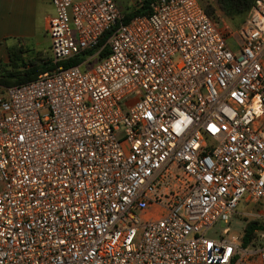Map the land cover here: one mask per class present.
<instances>
[{
	"label": "built area",
	"instance_id": "1",
	"mask_svg": "<svg viewBox=\"0 0 264 264\" xmlns=\"http://www.w3.org/2000/svg\"><path fill=\"white\" fill-rule=\"evenodd\" d=\"M50 3L53 63L110 34L0 85V264H264L228 227L264 226V0L236 39L200 0Z\"/></svg>",
	"mask_w": 264,
	"mask_h": 264
},
{
	"label": "trees",
	"instance_id": "2",
	"mask_svg": "<svg viewBox=\"0 0 264 264\" xmlns=\"http://www.w3.org/2000/svg\"><path fill=\"white\" fill-rule=\"evenodd\" d=\"M155 0H144L143 4L139 7H136L133 11L129 12L123 16L122 21L128 22L135 16L140 15H149L152 11V4ZM219 6V9L229 20L244 19L248 16L254 0H216ZM204 10L208 16L213 17V8L209 5L204 6ZM109 32L104 34L98 45V50L101 48L106 39L109 36ZM21 44H14L8 47V58H9V70H2L0 73V85L3 87H10L19 84H25L34 81L40 74L45 72H50L56 69L59 66L70 67L74 65H79L86 55L93 54L96 50H89L83 52L74 58L68 59L63 62L53 63L51 56L48 59H38L30 60L29 63H26L23 59V53ZM50 50V49H49ZM108 53V48L106 46L101 50V56H104ZM264 230V226L259 224L257 220L247 222L243 225V235L242 243L244 245L248 244L256 232Z\"/></svg>",
	"mask_w": 264,
	"mask_h": 264
},
{
	"label": "rangeland",
	"instance_id": "3",
	"mask_svg": "<svg viewBox=\"0 0 264 264\" xmlns=\"http://www.w3.org/2000/svg\"><path fill=\"white\" fill-rule=\"evenodd\" d=\"M118 10L122 16H125L129 12L133 11L136 8L135 0H115ZM203 6H211L213 8V17L219 22V26L221 28H226L231 31L233 34L234 39L237 38L238 34L241 29V26L244 24L247 17L244 19H236V20H229L219 9L218 3L216 0H200ZM7 47L17 44L16 41L13 39L6 40ZM23 53V59L26 63H29L30 60H38V59H48L50 58V38L46 34V32H39L34 38L22 40L21 41ZM8 49V48H7ZM4 52L3 56H0V73L2 70H9V58H8V50ZM253 207H260L256 204H250L247 207H243L242 209L251 210ZM255 210H252L254 213ZM253 220H257L259 224L263 225V220L254 219V217H237L230 221L228 227L231 231L236 232L240 235L243 233V223H247ZM226 227V225L222 222H218L214 229L208 234L210 237H217L219 231Z\"/></svg>",
	"mask_w": 264,
	"mask_h": 264
},
{
	"label": "crops",
	"instance_id": "4",
	"mask_svg": "<svg viewBox=\"0 0 264 264\" xmlns=\"http://www.w3.org/2000/svg\"><path fill=\"white\" fill-rule=\"evenodd\" d=\"M53 13L50 0H0V56L8 48L7 39L21 44L46 32V21Z\"/></svg>",
	"mask_w": 264,
	"mask_h": 264
},
{
	"label": "snow or ice",
	"instance_id": "5",
	"mask_svg": "<svg viewBox=\"0 0 264 264\" xmlns=\"http://www.w3.org/2000/svg\"><path fill=\"white\" fill-rule=\"evenodd\" d=\"M234 95H235V94H234ZM212 131H213V132H215V131H216V129L213 127V128H212ZM208 246H209V247H212V245H211V243H210V242H209V245H208Z\"/></svg>",
	"mask_w": 264,
	"mask_h": 264
}]
</instances>
